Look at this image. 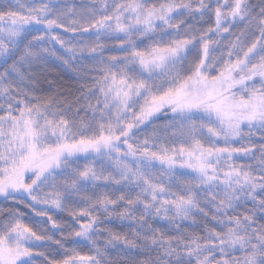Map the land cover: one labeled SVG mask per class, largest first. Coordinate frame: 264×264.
Returning a JSON list of instances; mask_svg holds the SVG:
<instances>
[{
    "label": "snow or ice",
    "instance_id": "6c2138e0",
    "mask_svg": "<svg viewBox=\"0 0 264 264\" xmlns=\"http://www.w3.org/2000/svg\"><path fill=\"white\" fill-rule=\"evenodd\" d=\"M0 201V264H264V0H0Z\"/></svg>",
    "mask_w": 264,
    "mask_h": 264
},
{
    "label": "trees",
    "instance_id": "16d2710c",
    "mask_svg": "<svg viewBox=\"0 0 264 264\" xmlns=\"http://www.w3.org/2000/svg\"><path fill=\"white\" fill-rule=\"evenodd\" d=\"M52 72H53V75L49 77L50 79H56L57 82L65 83V84L74 83V81L71 79V74L68 73L66 70L54 66L52 68ZM0 206H2V204H0ZM21 210L27 211L26 209H23V208ZM26 222L31 223V214L30 213H28V218H27Z\"/></svg>",
    "mask_w": 264,
    "mask_h": 264
},
{
    "label": "rangeland",
    "instance_id": "374dc122",
    "mask_svg": "<svg viewBox=\"0 0 264 264\" xmlns=\"http://www.w3.org/2000/svg\"><path fill=\"white\" fill-rule=\"evenodd\" d=\"M0 204H2V201H0Z\"/></svg>",
    "mask_w": 264,
    "mask_h": 264
}]
</instances>
